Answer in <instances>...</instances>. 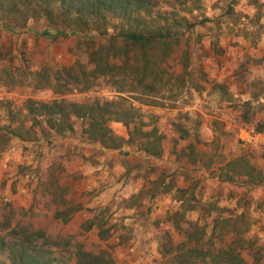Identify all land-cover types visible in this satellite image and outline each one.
Here are the masks:
<instances>
[{
    "label": "rangeland",
    "instance_id": "obj_1",
    "mask_svg": "<svg viewBox=\"0 0 264 264\" xmlns=\"http://www.w3.org/2000/svg\"><path fill=\"white\" fill-rule=\"evenodd\" d=\"M142 1L146 28L173 27L169 57L164 62L156 52L160 79L152 91L127 73L123 84L98 77L85 89L56 78L70 66L87 69L91 51L130 28L128 19L109 18L106 31L52 38L41 33L48 28L42 16L11 28L0 17V207L9 203L31 224L66 237L79 236L80 225L98 214L109 229L100 243L116 264H173L162 253L167 239L174 246L184 240L190 223L206 239L216 217L244 212L242 236L260 247L264 264V180L224 175L225 163L240 156L264 174V0ZM29 99L120 104L139 118L141 131L161 136V154L145 151L146 136L128 142L133 123L108 122L121 138L115 151L87 136L85 118L71 115L72 129L58 131L46 113L32 118ZM249 134L250 141L242 138ZM180 189L219 210L184 213ZM54 197L79 206L68 222L54 217L66 209L56 208ZM98 229L80 238L97 242Z\"/></svg>",
    "mask_w": 264,
    "mask_h": 264
},
{
    "label": "trees",
    "instance_id": "obj_2",
    "mask_svg": "<svg viewBox=\"0 0 264 264\" xmlns=\"http://www.w3.org/2000/svg\"><path fill=\"white\" fill-rule=\"evenodd\" d=\"M143 6L142 0H0V17L6 21L7 25L3 26L11 28L24 26L31 15L42 16L48 28L41 33L52 38L88 29L104 28L106 31L109 18L128 19L131 21L130 28L124 29L121 34L113 35V39H110L105 48L99 47L91 51L87 69L83 66H70L64 68L63 72L58 71L56 78L58 80L64 77L71 83H80L78 88L85 89L89 87L92 79L98 77L123 84L127 81V78H124L127 73L136 80L137 85L152 91L156 80L160 79L156 52L158 50L164 62L169 57L172 47L168 38L173 34V27L167 25L157 29L146 28L139 13ZM132 13L137 16H132ZM117 38H120L119 45ZM130 51H134L132 56ZM149 74L153 77L149 78ZM26 108L33 119H36V114L46 113L49 125L61 132L72 129L71 115L85 118L88 122L85 128L87 136L112 151L119 149L121 138L112 131L108 122L122 121L127 128L133 123L132 129H129L128 142H136L138 136H146L143 145L145 151L156 157L161 154V136L157 135L155 129L141 131L139 118L120 104H101L96 101L84 104L63 99L36 103L29 99ZM150 136L153 137L151 140L148 139ZM195 160L194 157L193 161ZM225 174L230 180L233 176L246 177V184L258 185L264 180L262 171L256 169L244 156L225 163ZM179 192L184 213L197 207L208 213L213 209L219 210L212 204L206 208L198 204V199L192 191L189 196L185 195L187 190L180 189ZM59 198L52 199L56 208L65 205L66 209L58 208L54 217L68 222L80 208L77 205L71 208L64 198ZM19 213L18 209L9 203L0 207V264H6L2 258L7 260L8 264H116L111 251L100 243V240L107 239L109 232V229L99 222L100 215L96 214L81 224L77 232L79 236L66 237L59 233L52 235L46 228L31 224L26 219V212L23 216L18 215ZM184 213L181 212L180 215L183 216ZM245 216L246 213L242 212L234 217H216L212 233L206 239L205 230L197 223H190V228H185V239L175 246L167 239L163 244L162 253H167L173 264H259L262 259L260 247L254 246L253 241L242 236L247 223ZM179 223L180 221L177 222L178 227ZM93 226L99 228V241L81 239L80 234L89 231ZM245 253L250 255L251 261L244 256Z\"/></svg>",
    "mask_w": 264,
    "mask_h": 264
},
{
    "label": "built area",
    "instance_id": "obj_3",
    "mask_svg": "<svg viewBox=\"0 0 264 264\" xmlns=\"http://www.w3.org/2000/svg\"><path fill=\"white\" fill-rule=\"evenodd\" d=\"M254 137V135H245L244 137H242L243 139H246V140H251V138H253Z\"/></svg>",
    "mask_w": 264,
    "mask_h": 264
},
{
    "label": "crops",
    "instance_id": "obj_4",
    "mask_svg": "<svg viewBox=\"0 0 264 264\" xmlns=\"http://www.w3.org/2000/svg\"><path fill=\"white\" fill-rule=\"evenodd\" d=\"M262 135V134H261Z\"/></svg>",
    "mask_w": 264,
    "mask_h": 264
}]
</instances>
